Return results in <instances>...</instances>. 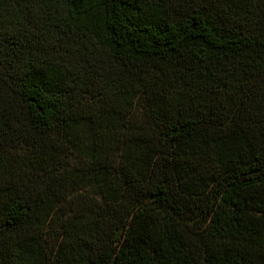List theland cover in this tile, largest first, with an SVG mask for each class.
Instances as JSON below:
<instances>
[{
	"label": "trees",
	"instance_id": "trees-1",
	"mask_svg": "<svg viewBox=\"0 0 264 264\" xmlns=\"http://www.w3.org/2000/svg\"><path fill=\"white\" fill-rule=\"evenodd\" d=\"M0 264H264V0H0Z\"/></svg>",
	"mask_w": 264,
	"mask_h": 264
}]
</instances>
